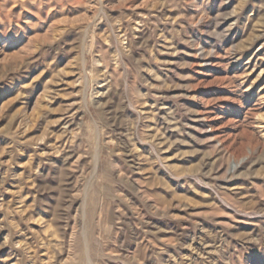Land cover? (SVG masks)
Returning a JSON list of instances; mask_svg holds the SVG:
<instances>
[{"label": "rangeland", "instance_id": "374dc122", "mask_svg": "<svg viewBox=\"0 0 264 264\" xmlns=\"http://www.w3.org/2000/svg\"><path fill=\"white\" fill-rule=\"evenodd\" d=\"M0 264H264V0H0Z\"/></svg>", "mask_w": 264, "mask_h": 264}]
</instances>
